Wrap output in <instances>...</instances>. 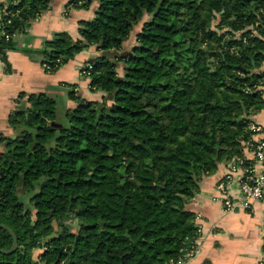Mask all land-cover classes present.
Segmentation results:
<instances>
[{
    "label": "trees",
    "instance_id": "obj_1",
    "mask_svg": "<svg viewBox=\"0 0 264 264\" xmlns=\"http://www.w3.org/2000/svg\"><path fill=\"white\" fill-rule=\"evenodd\" d=\"M48 5L0 0V60ZM78 35L47 40L43 65L94 46L83 70L102 101L69 92L76 105L54 126L53 98L17 95L15 136L0 137V224L17 247L3 252L14 240L0 227V264H167L195 233L198 183L242 154L264 108V0H97ZM123 49L114 64L100 56Z\"/></svg>",
    "mask_w": 264,
    "mask_h": 264
},
{
    "label": "crops",
    "instance_id": "obj_2",
    "mask_svg": "<svg viewBox=\"0 0 264 264\" xmlns=\"http://www.w3.org/2000/svg\"><path fill=\"white\" fill-rule=\"evenodd\" d=\"M68 1L49 0L47 12L38 14L23 31L12 36L15 49L6 52V62L0 60V137L15 136L7 117L21 104L16 100L20 92L26 96L30 93L50 95L57 83L64 86L70 82L76 84L75 91L80 97L102 101L103 92L90 91L89 78L80 73L81 63H77H86L96 57L98 52L94 46L82 50L68 66H60L52 73L44 68L41 53L36 51L31 56L27 51L40 50L53 33L67 32L72 39L79 37L75 22L64 21L63 17L80 16L84 10L71 4L66 6ZM259 71H264V62ZM258 89L264 100V83ZM75 103L71 100L70 106L74 107ZM254 117L264 126V108ZM224 172L223 160L214 173L202 178L198 183L199 190L186 206L194 214L195 225L201 224L199 252L186 264H258L259 260H264V201L254 203L249 210L224 211L216 199L219 196L216 185ZM230 189L234 196L238 195L237 184H232Z\"/></svg>",
    "mask_w": 264,
    "mask_h": 264
},
{
    "label": "built area",
    "instance_id": "obj_3",
    "mask_svg": "<svg viewBox=\"0 0 264 264\" xmlns=\"http://www.w3.org/2000/svg\"><path fill=\"white\" fill-rule=\"evenodd\" d=\"M3 14L7 15L8 12L4 11ZM0 36H4L5 40L10 38L1 28ZM85 66L91 67L89 62ZM44 68L47 70L49 67L44 64ZM80 71L83 76H87L86 70L82 68ZM255 114L249 117L246 124L249 138L244 142L242 154L226 162L225 172L216 185L219 193L216 199L221 202L224 211L249 210L254 203L264 201V126L256 121ZM232 184L238 186L237 196L231 193ZM200 233L201 224H196L195 233L185 238V244L179 249L178 255L167 264H186L196 257ZM258 264H264V260H259Z\"/></svg>",
    "mask_w": 264,
    "mask_h": 264
},
{
    "label": "rangeland",
    "instance_id": "obj_4",
    "mask_svg": "<svg viewBox=\"0 0 264 264\" xmlns=\"http://www.w3.org/2000/svg\"><path fill=\"white\" fill-rule=\"evenodd\" d=\"M71 7V6H70ZM97 7V0H92V2L90 3V5H89V7L88 8H81L82 10H84V11H82V13H80V16H77V15H74V14H70V17H63V18H65L64 19V21H69V22H75V24H76V32L78 33V26H79V21H83V20H90L92 17H93V15H94V11H95V8ZM76 9V8H75ZM79 9V8H78ZM54 10V9H53ZM73 11H74V9H73ZM43 13H45V12H47V10H44V11H42ZM68 12V11H67ZM72 12V11H71ZM74 13H75V11H74ZM149 18V16H145V17H142L141 19H140V21L134 26V28H133V30L131 31V35H130V37H129V42L127 43L128 45L127 46H125L124 47V49H126V47L129 49L130 48V46H131V44H133L134 42H133V39H134V35H135V32L137 31V30H139V28L141 27V25L143 24V22L145 21V20H147ZM55 34L56 33H53L52 34V37L50 38V39H48V40H51V39H53L54 38V36H55ZM69 34V33H68ZM74 35H75V32H74ZM72 37V36H71ZM76 39H78V38H76ZM46 41H47V39H46ZM44 47L45 46H42V48H40V50H37V49H35V50H31V49H29V50H27L28 51V53L32 56L36 51L37 52H39L40 53V51L42 50V49H44ZM123 49V50H124ZM85 50V49H84ZM72 60H74V58H72V59H69V60H67L62 66H68L69 65V63L70 62H72ZM89 62V61H88ZM77 63H81L80 65H79V71L82 69V68H84V66H85V64H87V62L85 63V62H77ZM61 66V67H62ZM58 68H55L54 70H51V71H48L49 73H52L53 71H56ZM80 73H81V71H80ZM78 83V82H77ZM64 84V83H63ZM75 83H68V82H66V84H64V86L63 85H61L60 83H57V85H55L56 87H55V89L53 90V92H52V94H46L47 96H49V97H51V98H53L54 99V101H55V113H56V118H55V121H56V123H58L59 125H66L67 124V118H66V111H67V109H68V107H70V108H72V106H70L71 104H70V97H69V92H71V91H74L75 90ZM91 92H95V91H93V90H90ZM77 94H79V93H77ZM52 95V96H51ZM74 103H75V101H74ZM75 105H76V103H75ZM19 195H22V193H21V191L19 192ZM24 201L26 202V204L28 205V206H31L28 202H27V199L26 198H24ZM73 224H76L75 223V221H73ZM54 226H55V229L57 230V226H56V224H54ZM59 231V230H58ZM58 231H56V233H54L53 235H57V233H58ZM40 252H42V250H40V249H35L34 251H33V258H36V257H38V255L40 254Z\"/></svg>",
    "mask_w": 264,
    "mask_h": 264
},
{
    "label": "water",
    "instance_id": "obj_5",
    "mask_svg": "<svg viewBox=\"0 0 264 264\" xmlns=\"http://www.w3.org/2000/svg\"><path fill=\"white\" fill-rule=\"evenodd\" d=\"M127 53H130V52L124 51V50H121V51L120 50H103V51L100 52V56L103 57V58L108 59L112 64H114L116 62V57L117 56H125ZM93 60H94V58L90 59V61H93ZM57 125L59 126L58 123H57ZM224 162H225V160H224ZM0 227H3L5 229H7L13 236L14 244H13L12 249L7 250V251H3L5 253L11 252L17 247L15 234L6 225L0 224Z\"/></svg>",
    "mask_w": 264,
    "mask_h": 264
},
{
    "label": "flooded vegetation",
    "instance_id": "obj_6",
    "mask_svg": "<svg viewBox=\"0 0 264 264\" xmlns=\"http://www.w3.org/2000/svg\"><path fill=\"white\" fill-rule=\"evenodd\" d=\"M55 126H58L57 123H53Z\"/></svg>",
    "mask_w": 264,
    "mask_h": 264
}]
</instances>
